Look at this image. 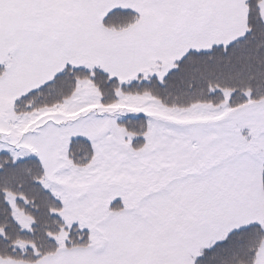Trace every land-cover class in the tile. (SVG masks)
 <instances>
[{"label": "snow or ice", "instance_id": "snow-or-ice-1", "mask_svg": "<svg viewBox=\"0 0 264 264\" xmlns=\"http://www.w3.org/2000/svg\"><path fill=\"white\" fill-rule=\"evenodd\" d=\"M0 264H264V0H0Z\"/></svg>", "mask_w": 264, "mask_h": 264}]
</instances>
